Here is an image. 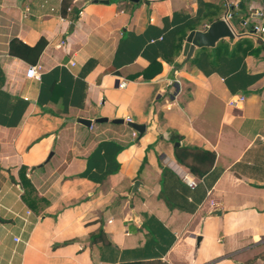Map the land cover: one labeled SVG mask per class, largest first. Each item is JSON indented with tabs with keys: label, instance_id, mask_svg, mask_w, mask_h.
Masks as SVG:
<instances>
[{
	"label": "crops",
	"instance_id": "0c3cea01",
	"mask_svg": "<svg viewBox=\"0 0 264 264\" xmlns=\"http://www.w3.org/2000/svg\"><path fill=\"white\" fill-rule=\"evenodd\" d=\"M227 7L234 38L184 55ZM260 13L264 0H0V264H264V52L246 34ZM41 40L32 62L21 47ZM179 146L212 152L211 169L194 177Z\"/></svg>",
	"mask_w": 264,
	"mask_h": 264
},
{
	"label": "trees",
	"instance_id": "16d2710c",
	"mask_svg": "<svg viewBox=\"0 0 264 264\" xmlns=\"http://www.w3.org/2000/svg\"><path fill=\"white\" fill-rule=\"evenodd\" d=\"M68 7L67 3L62 4V13L66 11ZM260 46V42H257ZM45 45L44 40L39 41L33 48H29L27 46H22L21 48H24V51L27 52H32L34 53V62L40 52L42 51L43 47ZM13 46V45H12ZM13 49H10V52L13 53ZM25 59L26 56L24 57ZM180 136L177 134H171L170 140L173 142H179L180 141ZM173 156L175 161L184 167H186L189 171L190 174H192L194 177L200 179L203 177L212 167L214 163V154L212 152L199 149V148H194V147H185V146H179L175 147L173 151ZM23 169H20V174L23 172ZM20 181L22 184H24V188L26 190H32V186L29 184L27 180L22 176H20ZM24 201L27 203L28 200L26 197H24ZM97 236V237H96ZM92 236H90L91 238ZM101 238L103 237V231L100 229L96 235H94V238L92 237L91 242L95 240V238Z\"/></svg>",
	"mask_w": 264,
	"mask_h": 264
},
{
	"label": "water",
	"instance_id": "95a60500",
	"mask_svg": "<svg viewBox=\"0 0 264 264\" xmlns=\"http://www.w3.org/2000/svg\"><path fill=\"white\" fill-rule=\"evenodd\" d=\"M253 17L257 19H261L260 15H256ZM233 38H234V34L231 32L227 23L223 19H221L209 25L206 31L204 32H200V31L190 32L185 39L183 54L189 57L194 47L195 48L213 47L215 43H217L221 39H233ZM260 47L264 52V42L260 43ZM69 121L76 122L85 127H89L92 123L90 120H85V119H70ZM104 122H107L106 118H98L94 120V123H104ZM111 123L112 124H122L123 120L115 119V120H112ZM126 124L128 127L133 129L134 131L138 132L139 134H142L144 126L137 125L131 122H127ZM175 146H177V143L175 144ZM134 189L135 188H133V190ZM198 240L199 239H197V241Z\"/></svg>",
	"mask_w": 264,
	"mask_h": 264
},
{
	"label": "built area",
	"instance_id": "2783aa9c",
	"mask_svg": "<svg viewBox=\"0 0 264 264\" xmlns=\"http://www.w3.org/2000/svg\"><path fill=\"white\" fill-rule=\"evenodd\" d=\"M151 1V0H148ZM258 15V14H257ZM261 16V18H264V15L262 13L259 14ZM262 18L261 22H257L255 24H253L248 32L246 34L248 35H252L255 38L258 39L259 42H264V19ZM228 27L230 28L231 32L234 33V30L231 26V20H232V15L229 13V8L227 7V13L225 18L223 19ZM26 77L27 78H37V68L35 66H29V68L26 71ZM124 84H121L120 86L123 87ZM237 101L236 100H231L228 102L229 106H236ZM186 184L188 185V187L193 188L196 185V182L194 180H190V179H186Z\"/></svg>",
	"mask_w": 264,
	"mask_h": 264
}]
</instances>
